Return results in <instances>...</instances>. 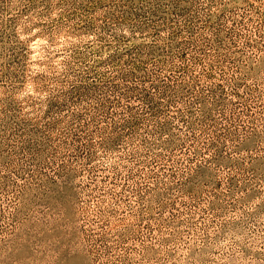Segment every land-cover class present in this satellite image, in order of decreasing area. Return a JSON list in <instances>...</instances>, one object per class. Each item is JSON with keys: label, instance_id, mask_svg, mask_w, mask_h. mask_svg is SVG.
Returning <instances> with one entry per match:
<instances>
[{"label": "rangeland", "instance_id": "obj_1", "mask_svg": "<svg viewBox=\"0 0 264 264\" xmlns=\"http://www.w3.org/2000/svg\"><path fill=\"white\" fill-rule=\"evenodd\" d=\"M0 264H264V0H0Z\"/></svg>", "mask_w": 264, "mask_h": 264}]
</instances>
